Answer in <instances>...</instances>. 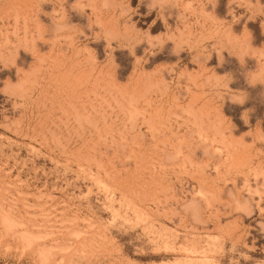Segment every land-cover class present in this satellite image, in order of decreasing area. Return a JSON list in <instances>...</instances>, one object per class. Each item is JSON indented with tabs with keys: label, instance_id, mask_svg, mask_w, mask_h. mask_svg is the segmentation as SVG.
Here are the masks:
<instances>
[{
	"label": "rangeland",
	"instance_id": "1",
	"mask_svg": "<svg viewBox=\"0 0 264 264\" xmlns=\"http://www.w3.org/2000/svg\"><path fill=\"white\" fill-rule=\"evenodd\" d=\"M0 264H264V0H0Z\"/></svg>",
	"mask_w": 264,
	"mask_h": 264
},
{
	"label": "bare ground",
	"instance_id": "2",
	"mask_svg": "<svg viewBox=\"0 0 264 264\" xmlns=\"http://www.w3.org/2000/svg\"><path fill=\"white\" fill-rule=\"evenodd\" d=\"M56 25H57V24H56ZM57 26H58V25H57ZM57 26H56V27H57ZM42 66H43V65H42ZM50 66H51V65H50Z\"/></svg>",
	"mask_w": 264,
	"mask_h": 264
}]
</instances>
